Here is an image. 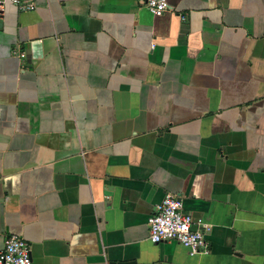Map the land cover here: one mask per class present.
<instances>
[{
  "label": "crops",
  "instance_id": "crops-1",
  "mask_svg": "<svg viewBox=\"0 0 264 264\" xmlns=\"http://www.w3.org/2000/svg\"><path fill=\"white\" fill-rule=\"evenodd\" d=\"M3 1L0 249L31 264H264V0ZM28 0H26L27 2ZM165 192L206 255L152 243Z\"/></svg>",
  "mask_w": 264,
  "mask_h": 264
},
{
  "label": "built area",
  "instance_id": "built-area-1",
  "mask_svg": "<svg viewBox=\"0 0 264 264\" xmlns=\"http://www.w3.org/2000/svg\"><path fill=\"white\" fill-rule=\"evenodd\" d=\"M21 9H32L31 0H9ZM148 10L156 16L163 14L169 7L168 0H145ZM3 1L0 0V16ZM203 224L201 218L194 219L183 209L181 199L170 192H165L161 201L148 219V239L152 243L175 241L186 247L190 254L206 255L210 244L204 231L192 230V224ZM0 264H31V251L27 241L17 235L5 236L0 249Z\"/></svg>",
  "mask_w": 264,
  "mask_h": 264
},
{
  "label": "water",
  "instance_id": "water-1",
  "mask_svg": "<svg viewBox=\"0 0 264 264\" xmlns=\"http://www.w3.org/2000/svg\"><path fill=\"white\" fill-rule=\"evenodd\" d=\"M191 229L195 231V230H197V229H198V227H197V225H196V224H192V226H191Z\"/></svg>",
  "mask_w": 264,
  "mask_h": 264
}]
</instances>
